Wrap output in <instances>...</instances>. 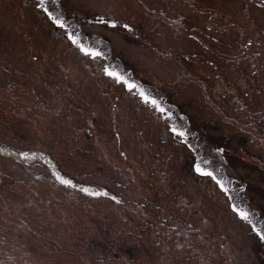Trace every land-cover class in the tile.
Masks as SVG:
<instances>
[{
    "label": "rangeland",
    "instance_id": "374dc122",
    "mask_svg": "<svg viewBox=\"0 0 264 264\" xmlns=\"http://www.w3.org/2000/svg\"><path fill=\"white\" fill-rule=\"evenodd\" d=\"M253 226L264 0H0V264H264Z\"/></svg>",
    "mask_w": 264,
    "mask_h": 264
},
{
    "label": "snow or ice",
    "instance_id": "6c2138e0",
    "mask_svg": "<svg viewBox=\"0 0 264 264\" xmlns=\"http://www.w3.org/2000/svg\"><path fill=\"white\" fill-rule=\"evenodd\" d=\"M42 2H43V0H42ZM44 10H45L46 12L48 11L47 8H45ZM48 15H49V17L52 18V19L55 21V23H57L60 27H62V28L64 27V24H63V22H62L60 19H58V18H56V17H53L52 14H51L50 12L48 13ZM98 22H99V23H102V24H110V26L113 27V28L117 26V24H116L115 21H107V20H104V19H102V18H101ZM124 27L127 28L128 25H124ZM73 43H77V41H76L75 39H73ZM78 46L80 47L81 51H84V52H85L86 55H94V56H99V55H101L100 52H91V51L85 49V48L83 47V45H78ZM108 75H109V76H114L117 80H121V81H123L125 84H128V81L125 80V79H124L122 76H120L118 73L108 72ZM128 86H129V89H130V90H131L132 88H135V87H136V85H134V84H129ZM140 95H141V96H144L145 102H151L155 107H159V105L157 104V102H156L154 99L151 100V101H149V98H148L147 96H145L143 90H141ZM160 111L163 112L164 109L161 108ZM173 131H175V129H173ZM179 134H180V135H184V133H179ZM196 170H197L198 172H200L201 174H203V175L212 176V173H210V172H204L203 169H201L199 165L197 166V169H196ZM57 179H59V181H60L61 184H64V185H66V186H68V187H76V185H74V184L72 183V181L69 180V179H65V178L60 177V176H57ZM217 183H220V182L217 181ZM221 187H223V185H221ZM81 191L86 192V193H88L89 195H97V196H98V195H104V196H107V195H108V193H106V192H105V193H99V192H95V191H90V190L87 189V188H82ZM225 191H227V189H225ZM112 199H113V200H116V197H112ZM116 202H117V203H120V201H118V200H117ZM233 209H234V211H237V212H238V214H239V216L241 217V219H243V220H245V221H249V223H251V221L249 220V213H248V212H246V211H240V210L236 209L235 206H233ZM253 230L257 231V235L260 237V239H264V232H261L260 230L255 229V226H253Z\"/></svg>",
    "mask_w": 264,
    "mask_h": 264
},
{
    "label": "flooded vegetation",
    "instance_id": "af4514ba",
    "mask_svg": "<svg viewBox=\"0 0 264 264\" xmlns=\"http://www.w3.org/2000/svg\"><path fill=\"white\" fill-rule=\"evenodd\" d=\"M78 32V34L77 35H79L78 36V39H76V41H77V43L78 44H76L75 46H77L78 48H80L78 45H83V47H86L87 49H89V51H91V49H90V46L92 45V44H90V39H89V36L88 37H86V36H84V34H83V36H82V40H81V36H80V29L78 28V31H75V33H77ZM75 33H73V34H75ZM86 35V34H85ZM83 53H84V51H82ZM86 55V54H85ZM103 55H105L106 57H108L106 54H103V53H101V55H99V56H97V57H100V58H103ZM89 56V55H88ZM182 136H185V135H182ZM244 206H246L245 207V209L246 210H249V208H248V204H245L244 203Z\"/></svg>",
    "mask_w": 264,
    "mask_h": 264
},
{
    "label": "trees",
    "instance_id": "16d2710c",
    "mask_svg": "<svg viewBox=\"0 0 264 264\" xmlns=\"http://www.w3.org/2000/svg\"><path fill=\"white\" fill-rule=\"evenodd\" d=\"M84 36L88 37V35H87V34H86V35L84 34ZM89 37H90V38H92L93 36H89Z\"/></svg>",
    "mask_w": 264,
    "mask_h": 264
}]
</instances>
